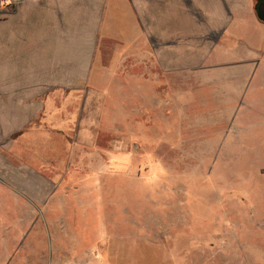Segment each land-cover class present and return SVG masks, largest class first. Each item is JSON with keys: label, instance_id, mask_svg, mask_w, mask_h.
<instances>
[{"label": "rangeland", "instance_id": "obj_1", "mask_svg": "<svg viewBox=\"0 0 264 264\" xmlns=\"http://www.w3.org/2000/svg\"><path fill=\"white\" fill-rule=\"evenodd\" d=\"M235 23L214 68L98 47L65 92L63 145L34 151L49 195L13 264H264V23Z\"/></svg>", "mask_w": 264, "mask_h": 264}, {"label": "crops", "instance_id": "obj_2", "mask_svg": "<svg viewBox=\"0 0 264 264\" xmlns=\"http://www.w3.org/2000/svg\"><path fill=\"white\" fill-rule=\"evenodd\" d=\"M10 1L0 9V264L27 254L26 213L49 195L34 186V151L63 145L65 92L93 80L98 47H156L163 74L214 68L209 47L257 15L256 0Z\"/></svg>", "mask_w": 264, "mask_h": 264}, {"label": "water", "instance_id": "obj_3", "mask_svg": "<svg viewBox=\"0 0 264 264\" xmlns=\"http://www.w3.org/2000/svg\"><path fill=\"white\" fill-rule=\"evenodd\" d=\"M255 11L258 20L264 23V0H258Z\"/></svg>", "mask_w": 264, "mask_h": 264}, {"label": "built area", "instance_id": "obj_4", "mask_svg": "<svg viewBox=\"0 0 264 264\" xmlns=\"http://www.w3.org/2000/svg\"><path fill=\"white\" fill-rule=\"evenodd\" d=\"M10 3H11L10 0H0V9L5 6H8Z\"/></svg>", "mask_w": 264, "mask_h": 264}, {"label": "trees", "instance_id": "obj_5", "mask_svg": "<svg viewBox=\"0 0 264 264\" xmlns=\"http://www.w3.org/2000/svg\"><path fill=\"white\" fill-rule=\"evenodd\" d=\"M256 2H258V0Z\"/></svg>", "mask_w": 264, "mask_h": 264}]
</instances>
